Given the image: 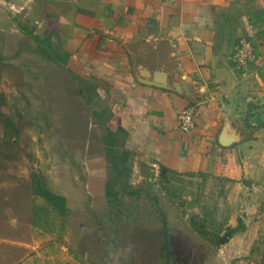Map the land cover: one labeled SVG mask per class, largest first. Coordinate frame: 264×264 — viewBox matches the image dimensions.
I'll use <instances>...</instances> for the list:
<instances>
[{
  "label": "rangeland",
  "instance_id": "obj_1",
  "mask_svg": "<svg viewBox=\"0 0 264 264\" xmlns=\"http://www.w3.org/2000/svg\"><path fill=\"white\" fill-rule=\"evenodd\" d=\"M1 6L0 264H84L83 254L109 238L118 247L135 245L137 260L156 264L166 218L174 242L191 249L194 264H260L264 177L240 188L210 175L162 177L158 165L132 155L130 184L141 194L108 205V108L65 62L55 19L30 18L29 9L18 14L8 3ZM22 29L42 38L54 33L50 43L57 60L44 57ZM2 117L15 123L17 134L3 127ZM34 174L66 198L65 217L33 195ZM240 226L243 230L219 245L229 228Z\"/></svg>",
  "mask_w": 264,
  "mask_h": 264
},
{
  "label": "crops",
  "instance_id": "obj_2",
  "mask_svg": "<svg viewBox=\"0 0 264 264\" xmlns=\"http://www.w3.org/2000/svg\"><path fill=\"white\" fill-rule=\"evenodd\" d=\"M71 1L0 0V12L8 3L15 13L56 20L60 52L142 161L235 188L263 179L264 0ZM244 41L253 57L241 67L233 56ZM158 71L187 83L191 95L140 82L141 72ZM185 109L194 113L189 132L178 126ZM225 128L243 140L222 146Z\"/></svg>",
  "mask_w": 264,
  "mask_h": 264
},
{
  "label": "trees",
  "instance_id": "obj_3",
  "mask_svg": "<svg viewBox=\"0 0 264 264\" xmlns=\"http://www.w3.org/2000/svg\"><path fill=\"white\" fill-rule=\"evenodd\" d=\"M34 29V28H33ZM22 29L24 33L32 37L39 46L40 52L44 57L51 61H56L58 50L54 49L51 45V35L42 38L37 34L35 30ZM55 53V54H54ZM57 54V55H56ZM65 62H68V58ZM67 65V64H66ZM4 96L0 93V109L4 104ZM2 125L4 128L12 129L17 134V128L15 123L8 117H2ZM1 119V113H0ZM126 132L123 128L111 129L107 128L104 138V146L106 149V158L109 163V175L105 183V197L108 200V205L113 207L114 205H121L122 197L129 195H139L140 190L134 189L130 184V178L132 175V169L129 166L130 158L133 152L125 147ZM161 176L166 177L169 170L163 165L160 166ZM32 192L36 197H40L46 201L54 210H56L61 216L65 217L68 214V207L66 198L52 192L42 182V177L39 174H34L32 178ZM243 230V227L229 228L228 232L219 238V245H225L229 240L239 231ZM260 264H264V252L261 257Z\"/></svg>",
  "mask_w": 264,
  "mask_h": 264
},
{
  "label": "flooded vegetation",
  "instance_id": "obj_4",
  "mask_svg": "<svg viewBox=\"0 0 264 264\" xmlns=\"http://www.w3.org/2000/svg\"><path fill=\"white\" fill-rule=\"evenodd\" d=\"M168 224L169 222L166 218L162 232L164 244L159 261L156 264H194L190 256L191 249L187 250L174 242L173 234ZM113 241L114 238H109L106 242L99 243L98 247L92 250V254H83L82 260L84 264H144L135 258L133 253L135 245L126 243L125 247H118L113 244ZM78 256H80L79 253ZM198 263L202 264L201 262Z\"/></svg>",
  "mask_w": 264,
  "mask_h": 264
},
{
  "label": "water",
  "instance_id": "obj_5",
  "mask_svg": "<svg viewBox=\"0 0 264 264\" xmlns=\"http://www.w3.org/2000/svg\"><path fill=\"white\" fill-rule=\"evenodd\" d=\"M58 3H71V0H50ZM140 82L143 84H147L149 86H155L167 90H172L179 94H185L186 96H190V88L187 83L177 84L171 83L168 80V75L162 71H158L153 75L148 74L147 72H141V78H139ZM244 136L240 135H228L227 128L224 129L220 138V144L222 146H230L232 143L243 140Z\"/></svg>",
  "mask_w": 264,
  "mask_h": 264
},
{
  "label": "built area",
  "instance_id": "obj_6",
  "mask_svg": "<svg viewBox=\"0 0 264 264\" xmlns=\"http://www.w3.org/2000/svg\"><path fill=\"white\" fill-rule=\"evenodd\" d=\"M253 51L249 42H242L236 49L233 60L241 67H245L252 60ZM178 126L182 132H189L195 127L194 113L185 109L178 116Z\"/></svg>",
  "mask_w": 264,
  "mask_h": 264
}]
</instances>
